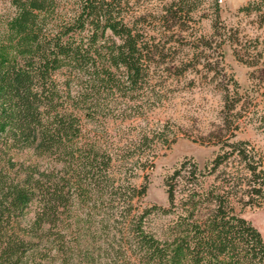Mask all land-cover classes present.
Segmentation results:
<instances>
[{
	"label": "trees",
	"instance_id": "obj_1",
	"mask_svg": "<svg viewBox=\"0 0 264 264\" xmlns=\"http://www.w3.org/2000/svg\"><path fill=\"white\" fill-rule=\"evenodd\" d=\"M5 1L11 12L0 22V264H264L263 235L227 193L207 186L211 171L234 156L243 163L245 202L264 199V165L246 141L222 146L209 169L179 163L164 179L168 205L142 207L134 199L146 186L117 183L111 153L85 134L83 121L104 113L116 91L144 89L164 54L165 31L149 35L147 19L170 30L196 1L167 0L137 13L130 10L142 0ZM239 10L264 14V0ZM25 149L45 163L13 161L12 153ZM177 179L187 186L180 194ZM157 213L173 216L163 237L146 225Z\"/></svg>",
	"mask_w": 264,
	"mask_h": 264
},
{
	"label": "rangeland",
	"instance_id": "obj_2",
	"mask_svg": "<svg viewBox=\"0 0 264 264\" xmlns=\"http://www.w3.org/2000/svg\"><path fill=\"white\" fill-rule=\"evenodd\" d=\"M164 1L142 0L130 11L154 10ZM195 1L191 15L170 30L147 19L143 26L149 35L159 37L155 30L160 26L165 31L159 41L165 51L155 58L144 89L116 91L104 113L83 121L88 139L111 153L117 183H130L139 191L146 186L134 205L167 206L164 179L179 163L192 161L209 169L222 146L236 140L246 141L264 165V14L239 10L253 0H221L219 16L214 0ZM10 12L7 1L0 0V22ZM221 33H226L225 42ZM11 157L24 165L45 163L28 149ZM242 166L239 158L231 157L211 171L207 186L227 193L235 211L264 237V199L245 202ZM180 181L179 194L187 187ZM171 219L152 214L146 225L163 237Z\"/></svg>",
	"mask_w": 264,
	"mask_h": 264
},
{
	"label": "built area",
	"instance_id": "obj_3",
	"mask_svg": "<svg viewBox=\"0 0 264 264\" xmlns=\"http://www.w3.org/2000/svg\"><path fill=\"white\" fill-rule=\"evenodd\" d=\"M219 2H221V0H219Z\"/></svg>",
	"mask_w": 264,
	"mask_h": 264
}]
</instances>
